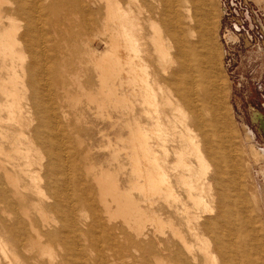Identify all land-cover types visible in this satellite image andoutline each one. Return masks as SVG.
I'll return each instance as SVG.
<instances>
[{"label":"bare ground","instance_id":"obj_1","mask_svg":"<svg viewBox=\"0 0 264 264\" xmlns=\"http://www.w3.org/2000/svg\"><path fill=\"white\" fill-rule=\"evenodd\" d=\"M102 1L103 19L84 39L101 84L73 94L55 74L67 62L60 21L80 13L92 30L93 1L0 0V204L10 208L0 219V264H264L241 204L240 166L224 151L221 110L213 113L219 87L203 0ZM94 37L104 51L90 48ZM121 71L124 95L106 82ZM136 103L150 123H126L128 148L98 128L109 150L97 167L81 147L89 128L71 117H83L84 105L114 126Z\"/></svg>","mask_w":264,"mask_h":264},{"label":"rangeland","instance_id":"obj_2","mask_svg":"<svg viewBox=\"0 0 264 264\" xmlns=\"http://www.w3.org/2000/svg\"><path fill=\"white\" fill-rule=\"evenodd\" d=\"M91 1H93L91 13L93 12L94 16L92 30L90 27L84 26L83 20L79 16L80 13L75 12L74 16L68 15V18L62 17L63 21H60V33H62H59L58 37L60 43H62V47H64L67 62L65 63L66 66H61L58 68L59 70L56 69L55 74H64L65 86L73 94H84L86 92L94 94L98 91L101 84L95 66L88 61V50H84V41L87 40L85 38L87 36L90 37L96 32V27L100 25L103 19L101 15H104L103 1ZM147 2L149 0L145 2L146 7L148 6ZM202 5L206 10L205 13L207 14L210 26L208 31L209 47L212 53L214 52L210 61L212 63L210 64L213 66H210L212 68L210 69V73H214H211V75L213 74L212 78L219 87V98L217 101L219 104L213 113H219L221 110L219 114L221 129L223 134L227 135V147L226 145H224L225 147L223 146L224 151L227 154L229 153V156L233 157L238 166H240L237 175L243 188V195L245 196H243L241 204H246L247 206L245 205L244 207H248L247 209L250 208L248 210L249 218L254 222L250 224L253 226L254 231L257 232L255 235L258 234L259 236V241L255 240V242L258 244L259 252L261 251L264 257V103L261 100V89L259 87L264 79V0H203ZM146 32L148 33V31ZM94 38V41L91 38L89 39L90 48L96 53L104 51L106 47L102 38ZM149 47H152L150 43ZM148 61L150 66L147 69L149 68V71L155 70L154 55ZM116 72L117 70H113V73ZM124 78L125 73L121 71L118 79H108L106 82L109 85H112L114 82L117 85L116 87H118L117 92L124 95L126 93L125 87L122 86L124 85ZM159 81L161 84L163 83L161 77ZM154 88L159 90L158 85H155ZM128 97L132 100L136 98L132 95H128ZM82 99H85V97L81 95ZM84 103L85 100H82V104ZM123 104H125L124 98ZM82 108L84 109L83 117H79L78 114L71 115L72 117H70L72 118V122H76V118H79L78 124H81V128L86 126L89 128L85 131L89 133L86 135V138L85 135L80 136L82 138L81 147L89 148L90 158H93V162H95L97 167L99 164H102L104 167L106 166L109 150L108 145L106 146L107 139H103L96 133L98 128L102 126L106 129L113 147L128 148L129 130L126 127V123L133 122L131 120L133 118L140 120V122L142 120L143 122L150 123L148 115L142 113L141 106L138 103L134 105L132 115L125 113L123 121L119 120L120 123L114 126L110 125L109 122H101V118L94 114L93 109H87L84 105H82ZM207 113L210 112L205 111L206 117H208ZM93 115L97 117L94 118ZM85 120L89 122L87 125L84 122ZM116 120L118 118L115 114L111 121L115 122ZM92 122L96 123L97 127ZM78 124L76 122V125ZM216 139L222 140L221 136H216ZM170 147L171 144L167 143V148L169 149ZM125 150L127 149L120 152V159L124 165L123 175L120 176V183L123 185V188L128 186L126 172L127 167L129 168L128 156ZM244 158L248 161L244 160ZM171 159L170 155L169 161ZM245 163L247 164L245 165ZM20 182L23 186L25 183L23 177ZM250 184H252L256 199H254L255 195H250L253 194L249 192L250 188H252ZM133 194L137 195L136 192ZM244 198L248 201L246 202ZM255 200L258 201L256 202ZM4 206H2V203L0 204L1 220H6L9 217L6 214L10 213V208ZM30 213L32 214V211ZM10 217H13V215ZM0 229L2 228L0 227ZM131 263V261H128V264Z\"/></svg>","mask_w":264,"mask_h":264},{"label":"built area","instance_id":"obj_3","mask_svg":"<svg viewBox=\"0 0 264 264\" xmlns=\"http://www.w3.org/2000/svg\"><path fill=\"white\" fill-rule=\"evenodd\" d=\"M261 91H260V96H261V100L264 103V79L262 81V83L259 85Z\"/></svg>","mask_w":264,"mask_h":264}]
</instances>
